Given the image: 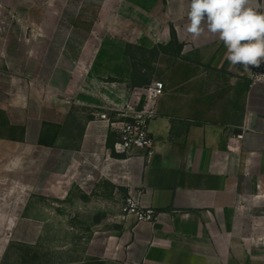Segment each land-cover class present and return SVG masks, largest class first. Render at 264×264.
Listing matches in <instances>:
<instances>
[{"label": "crops", "instance_id": "0c3cea01", "mask_svg": "<svg viewBox=\"0 0 264 264\" xmlns=\"http://www.w3.org/2000/svg\"><path fill=\"white\" fill-rule=\"evenodd\" d=\"M187 9L0 0V223L12 224L11 243H43L66 258L57 264H264V84L250 89L254 67L230 65L218 37L188 34ZM173 40L181 48L150 122L152 161L114 154L102 114L139 85L122 43ZM238 99L236 119L214 120ZM77 175L88 190L63 183ZM129 187L155 222L123 213Z\"/></svg>", "mask_w": 264, "mask_h": 264}, {"label": "built area", "instance_id": "2783aa9c", "mask_svg": "<svg viewBox=\"0 0 264 264\" xmlns=\"http://www.w3.org/2000/svg\"><path fill=\"white\" fill-rule=\"evenodd\" d=\"M264 84V64L254 67L250 74V89ZM167 85L161 79H153L143 85H134L124 105L111 106L102 114L111 131L116 133L114 151L127 156L139 155L151 162L155 140L150 131V122L158 115V102L166 93ZM142 191L129 187L122 204L125 215H134L137 221L155 222L158 212L141 203Z\"/></svg>", "mask_w": 264, "mask_h": 264}, {"label": "clouds", "instance_id": "9594fccd", "mask_svg": "<svg viewBox=\"0 0 264 264\" xmlns=\"http://www.w3.org/2000/svg\"><path fill=\"white\" fill-rule=\"evenodd\" d=\"M257 0H188L186 32L194 39L205 30L226 48V60L244 69L264 64V11ZM13 160L9 168L19 167Z\"/></svg>", "mask_w": 264, "mask_h": 264}, {"label": "rangeland", "instance_id": "374dc122", "mask_svg": "<svg viewBox=\"0 0 264 264\" xmlns=\"http://www.w3.org/2000/svg\"><path fill=\"white\" fill-rule=\"evenodd\" d=\"M79 37L100 40L105 43L109 40L106 32L102 31L97 33L94 31H81L79 32ZM122 44L125 53L131 58L132 84L139 85L146 84L153 79L164 80L165 77L169 76L175 65L174 60L180 48L179 43L175 41H171L167 44H155L148 41ZM101 53L103 54L104 51H101ZM102 67V71L108 70L109 68L106 64H103ZM226 98L227 97H222L224 100H226ZM239 102L240 99L237 100L230 111L224 110L226 106L222 103L223 106L220 107L222 109L215 112V116L217 117L214 120H224L226 115L236 119L239 115ZM111 148L115 154L113 146H111ZM81 178L82 176L77 175L72 180H64L63 183L69 185L74 182L78 184L80 188L86 190L88 188L87 180ZM104 188L105 190L107 189L106 185ZM11 226V223H0V259L2 256L4 257L3 264H57L59 261L66 259L57 253H51L43 243L34 247L11 243L9 240ZM86 264L101 263L89 260Z\"/></svg>", "mask_w": 264, "mask_h": 264}, {"label": "water", "instance_id": "95a60500", "mask_svg": "<svg viewBox=\"0 0 264 264\" xmlns=\"http://www.w3.org/2000/svg\"><path fill=\"white\" fill-rule=\"evenodd\" d=\"M234 133L235 134H242L243 130L241 128H237V129H235Z\"/></svg>", "mask_w": 264, "mask_h": 264}, {"label": "trees", "instance_id": "16d2710c", "mask_svg": "<svg viewBox=\"0 0 264 264\" xmlns=\"http://www.w3.org/2000/svg\"><path fill=\"white\" fill-rule=\"evenodd\" d=\"M173 41L177 42V40H173ZM179 47L181 48V45H179ZM110 143H111V140L109 139V145H110Z\"/></svg>", "mask_w": 264, "mask_h": 264}]
</instances>
